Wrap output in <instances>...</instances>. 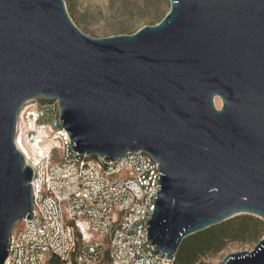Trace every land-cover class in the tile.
<instances>
[{"label": "water", "instance_id": "1", "mask_svg": "<svg viewBox=\"0 0 264 264\" xmlns=\"http://www.w3.org/2000/svg\"><path fill=\"white\" fill-rule=\"evenodd\" d=\"M169 3L154 25L92 38L64 0H0V264L32 218V169L14 137L37 99L58 102L76 153L158 165L146 226L158 257L237 215L264 220V0ZM218 264H264V236Z\"/></svg>", "mask_w": 264, "mask_h": 264}, {"label": "built area", "instance_id": "2", "mask_svg": "<svg viewBox=\"0 0 264 264\" xmlns=\"http://www.w3.org/2000/svg\"><path fill=\"white\" fill-rule=\"evenodd\" d=\"M14 144L32 169V218L13 229L3 264H178L147 239L158 184L148 155L76 153L58 102L44 99L21 109Z\"/></svg>", "mask_w": 264, "mask_h": 264}, {"label": "rangeland", "instance_id": "3", "mask_svg": "<svg viewBox=\"0 0 264 264\" xmlns=\"http://www.w3.org/2000/svg\"><path fill=\"white\" fill-rule=\"evenodd\" d=\"M66 10L73 23L87 36L102 38L115 35L132 34L146 25L154 23L155 14L169 11V0H64ZM220 108V101H216ZM250 216L252 236L244 241L226 242L218 252L199 258L195 264H218L226 255L251 251L264 236V220ZM234 218V217H233ZM17 224L15 227H19ZM256 236V238H255ZM188 244L182 247L183 252Z\"/></svg>", "mask_w": 264, "mask_h": 264}, {"label": "trees", "instance_id": "4", "mask_svg": "<svg viewBox=\"0 0 264 264\" xmlns=\"http://www.w3.org/2000/svg\"><path fill=\"white\" fill-rule=\"evenodd\" d=\"M165 14L156 13L155 22L151 25L158 23ZM251 220L250 216L234 217L186 237L175 255V261L178 264H195L199 258L220 251L226 242L244 241L247 236H252ZM184 244H188V248L183 252Z\"/></svg>", "mask_w": 264, "mask_h": 264}, {"label": "bare ground", "instance_id": "5", "mask_svg": "<svg viewBox=\"0 0 264 264\" xmlns=\"http://www.w3.org/2000/svg\"><path fill=\"white\" fill-rule=\"evenodd\" d=\"M216 101H218L217 99L215 100V104H216Z\"/></svg>", "mask_w": 264, "mask_h": 264}]
</instances>
